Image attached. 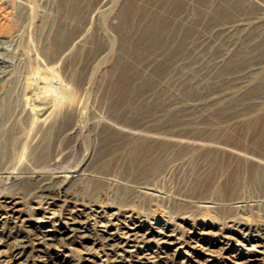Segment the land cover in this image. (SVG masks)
Masks as SVG:
<instances>
[{
	"label": "rangeland",
	"instance_id": "obj_1",
	"mask_svg": "<svg viewBox=\"0 0 264 264\" xmlns=\"http://www.w3.org/2000/svg\"><path fill=\"white\" fill-rule=\"evenodd\" d=\"M0 31V264H264V0H0Z\"/></svg>",
	"mask_w": 264,
	"mask_h": 264
},
{
	"label": "bare ground",
	"instance_id": "obj_2",
	"mask_svg": "<svg viewBox=\"0 0 264 264\" xmlns=\"http://www.w3.org/2000/svg\"><path fill=\"white\" fill-rule=\"evenodd\" d=\"M1 33H0V47L5 48L4 43L9 38V36H6L5 34H1ZM9 39H8V41H9ZM11 65H12V61L9 58H7V56H5L3 53L0 52V93L1 92L3 93L4 89L7 90L6 89L7 87L5 88V84H6V81L9 79L8 77H9V73H10V72L8 73L9 70H7V69L13 67ZM64 104H66L64 101L55 102L50 111H48V108L45 107L42 110V112H41V114L37 120L36 127H35L34 139L43 138L46 141L47 144L44 147L45 154H46V155L44 154L45 158L51 157L50 152L48 153V151H49V148L52 147V144L54 142L53 139L55 137L61 135V134H66L69 132L70 127H66L65 130H63V128H60L57 126L58 122L60 121L59 118L62 114ZM1 108L2 109H0V111L2 110V111L7 112V113L10 110L13 111V106L11 107V105L10 106L5 105ZM10 117L6 116L5 118L3 117L0 120V141H1L0 142V156L4 155L3 153L6 149L7 144L15 141L19 135L18 127H16V125H14V124H9V121L11 119ZM66 120H67V118L64 115L63 119L61 121L62 123H60V126H63L64 122ZM64 154H65V151L63 150V155ZM137 156L139 157V154ZM65 158L68 159L69 154L66 155ZM29 166L31 167V163L27 164L25 167H29ZM23 175H21V176H23ZM15 211H17V210H15ZM10 224L12 225V227H10V228L12 229L13 232H15L14 230L18 229L17 228L18 225L15 222H13V224L16 225V228H15V226H13V224L11 222H10ZM136 230L134 229L133 230L134 232H132L131 235L137 236ZM249 230H250V228H249ZM247 232H250V231H247ZM100 235H102L103 239H105V241L107 243L110 241H116L114 239L113 233L101 232ZM50 239L51 238H46V240H50ZM111 245H115V244H111ZM12 248L11 249L14 250L16 255H18V260H15V262H13L14 264H30L31 248L29 246L27 239H25V238H22L20 240L16 239ZM253 260H255V259H253ZM247 261L248 260H243L237 264H247Z\"/></svg>",
	"mask_w": 264,
	"mask_h": 264
}]
</instances>
